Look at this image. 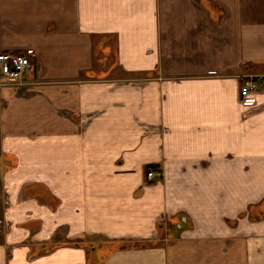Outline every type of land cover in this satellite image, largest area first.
<instances>
[{
	"label": "crops",
	"instance_id": "obj_1",
	"mask_svg": "<svg viewBox=\"0 0 264 264\" xmlns=\"http://www.w3.org/2000/svg\"><path fill=\"white\" fill-rule=\"evenodd\" d=\"M27 49L0 264H264V0H0Z\"/></svg>",
	"mask_w": 264,
	"mask_h": 264
},
{
	"label": "built area",
	"instance_id": "obj_2",
	"mask_svg": "<svg viewBox=\"0 0 264 264\" xmlns=\"http://www.w3.org/2000/svg\"><path fill=\"white\" fill-rule=\"evenodd\" d=\"M33 49H27L25 53L1 52L0 53V75L5 81L11 82L21 78L25 73L32 70ZM259 88V81L254 76H246L241 85V95L248 96ZM154 175L149 171L148 176Z\"/></svg>",
	"mask_w": 264,
	"mask_h": 264
},
{
	"label": "trees",
	"instance_id": "obj_3",
	"mask_svg": "<svg viewBox=\"0 0 264 264\" xmlns=\"http://www.w3.org/2000/svg\"><path fill=\"white\" fill-rule=\"evenodd\" d=\"M152 169H156L155 167H149L148 171L152 170Z\"/></svg>",
	"mask_w": 264,
	"mask_h": 264
}]
</instances>
